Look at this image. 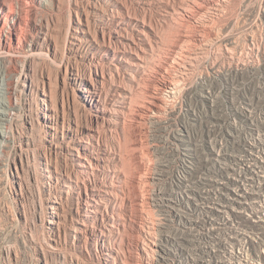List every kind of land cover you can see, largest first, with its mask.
<instances>
[{
	"label": "rangeland",
	"instance_id": "rangeland-1",
	"mask_svg": "<svg viewBox=\"0 0 264 264\" xmlns=\"http://www.w3.org/2000/svg\"><path fill=\"white\" fill-rule=\"evenodd\" d=\"M111 1L115 5V16L125 18L129 30H135L137 25L145 23L157 32L145 50L146 64L141 68L138 82H142L146 90H151L154 88V77L170 79L171 75L176 74L183 79L180 94L168 100L164 116L155 131L152 128L150 136L139 139L144 142V146L158 149L162 186L173 188L175 181L185 175L183 165L186 162L182 151L174 149V144L182 145L185 134L186 143L193 144V147L197 145L200 151L203 145H208L214 132L226 136L234 133L236 144L252 142V124L264 115V0H218L220 3L216 7L204 12V28L191 26L180 14L184 0H49L47 5L28 12L27 19L31 25L27 26L25 34H36L33 23L50 24V28L56 30L63 23L76 20V14H80L84 20L86 12L90 13L94 28L96 23L100 24L98 11L109 8ZM94 2L98 3V7H94ZM193 5L195 11L202 13ZM188 35L195 37L192 44L184 40ZM177 43L182 46L181 50L174 46ZM27 48L28 43H25L24 49ZM82 48L75 51L70 63L67 60L52 61L45 67L37 60L33 62L32 70L36 79L46 77L49 83L47 90L50 94L52 92L54 104L59 108L62 118L72 120L73 113L78 111L81 116L84 115L82 124L90 126L87 119L95 114V109L88 104L85 93L80 91V84L73 79L75 66L84 78L91 79L90 72L85 71L89 69V62L84 58L87 47ZM95 57L100 62L106 60L105 51L101 48ZM18 58H0L2 94L6 92L7 78H13L8 73L11 65L16 62L19 72L23 71V56ZM164 68H168V73ZM14 77L16 79V75ZM105 81L98 86L102 95V101L98 102L101 107L107 105L106 110L115 113L111 116L112 121L94 124L96 137H91L90 142L94 141L92 155L99 158L93 163V176L97 185L95 191H88L89 198L96 193L95 201L104 211L105 219L102 221L99 217L95 224L105 235L99 240L98 247L92 239L86 241L83 236L75 237L78 236L74 231L75 210L81 198L77 194L79 188L65 190L64 179L71 175L75 180L78 175L65 154L50 152L44 131L38 126L31 128L25 122L26 115H31L26 104L30 103V96L21 92V95L18 93V103L11 109L15 115L0 159V264H144L134 259L136 253L126 245L127 236L133 232L134 226L146 229L153 226L158 234L177 226L171 220L172 217H167L159 208H148V212L137 210V207L131 208L122 202L132 192L128 191L125 178L133 179L136 169L139 173L145 171L140 169L134 159L135 156H141L136 143L139 140L133 135L132 129L123 127V119L129 118V108L139 109L146 94L135 89L136 93L125 99L119 95L117 88L129 87V83L114 77L112 79L109 73ZM125 103L126 107L122 109ZM213 120H218L217 126L212 123ZM149 127L151 129V121ZM22 136L31 138L33 145L22 149ZM174 136L178 139L170 144ZM47 161L65 178H60L58 182L55 179L51 181L44 173ZM81 190L86 195L84 186ZM131 196L135 198L133 194ZM109 197H115L117 202H108ZM49 198L62 202L59 231H51L46 221L51 212ZM179 200V196H174L172 203L179 206ZM114 233L117 235L113 236ZM209 245L207 239L201 237L192 247L194 262L190 261L187 246L183 245L178 253H173L174 256L163 264H198L200 260L214 264L217 257V260L220 258L230 263L240 254L238 246L233 244L216 246L213 253L209 252ZM109 250L111 255L108 254ZM257 253L264 261V252L253 246L243 251L242 255L253 254L257 259Z\"/></svg>",
	"mask_w": 264,
	"mask_h": 264
},
{
	"label": "bare ground",
	"instance_id": "bare-ground-1",
	"mask_svg": "<svg viewBox=\"0 0 264 264\" xmlns=\"http://www.w3.org/2000/svg\"><path fill=\"white\" fill-rule=\"evenodd\" d=\"M48 1L0 0V58L17 59L23 56L24 63L22 72H19L16 62L9 68L8 73H11L13 78H7L6 96L5 93L2 94L3 87L0 86V159L3 156L6 138L9 136L10 123L15 115L11 109L18 103L20 98L18 93L24 92L30 96V103L26 104L31 111V115H26L25 122L31 128L40 127L44 131L46 145L50 152L65 154L72 163L76 176L78 175L76 178L80 176L81 178L74 180L70 174V177L65 176V178L63 173H58L48 161L44 173L51 181L55 179L58 182L60 178H65L67 191L72 187L79 188L77 194L81 198V203L75 210L74 231L78 233L75 237L83 236L86 241L92 239L98 247V242L105 233L100 232L95 223L99 217L103 221L105 216L103 209L95 201L96 193L88 197V191L90 189L95 191L94 187L97 185V180L93 176V163L95 159H99L92 155L91 147L94 141L90 142V139L95 135L94 124L100 121L103 123L112 121L111 116L115 113L106 110L107 105L100 106L98 101L102 99V95L101 91H98L99 84L106 82V74L109 73L112 79L114 77L129 83V87L127 85L117 88L119 95L125 99L133 96L136 93L135 89L146 94L144 103L138 106L139 109L129 108L127 111L129 118L123 119V127L132 129L133 135L139 140L144 136H150L153 132L152 128L155 131L156 125L158 126L161 117L164 116L168 100L180 94L183 79L176 74L171 75L170 79L163 76L154 77L152 78L154 88L151 90L150 88L146 90V86L143 87L142 82H138L141 77L138 75L142 74L141 68L146 64L145 50L151 45L157 32L145 23L137 25L135 30H129L126 19L115 16L113 1L109 8L98 11L101 17L100 24L96 23L97 26L94 28L90 13L86 12L84 20L80 14H76L78 17L75 18L76 20L71 19L69 23H61L60 29L56 30L50 28V24L33 23L36 34H25L27 26L31 25L27 19L28 12L47 5ZM193 3L202 13L194 10ZM219 3L218 0H184L183 11L180 14L191 26L204 28L206 24L202 20L204 12L216 7ZM94 7H98L97 2H94ZM192 39L195 37L188 35L184 40L192 44ZM25 43H28L26 50ZM174 46L182 49L178 43ZM82 47H87L84 58L89 62V69L85 71L90 72L91 79L84 78L82 73L77 72L76 66L73 79L80 84L82 88L80 91L85 93L86 101L91 108L95 109V114L88 116L87 119L90 126L82 124L84 115L81 116L78 111L73 113L72 120L62 118L59 108L54 104L52 92L50 94L47 90L46 86L49 83L44 73L43 79L40 80L35 78L32 70V64L37 60L41 61L42 66L45 67L52 61L67 60L70 63L69 60L75 51ZM101 48L105 51L106 60L100 62L96 60L95 54ZM164 71L168 73L169 70L164 68ZM126 104H123L122 109L126 107ZM250 108L253 107L250 106ZM245 120L249 119L245 118ZM149 121H151V129ZM217 122L218 120L212 121L216 126ZM252 125V142L236 144L234 133L226 136L214 132L212 137L210 136L208 145H203L201 151L197 145L193 147V144L186 143L188 142L186 134L182 137V145L173 143L174 139H178L174 136L170 144L175 145V150L182 151V157L186 163H183L185 175L175 181L173 188H166L161 184L160 163L157 161L158 149L151 148L149 145L144 146L142 140L136 142L141 150V156L139 155L138 158L135 156L134 159L140 165V169L145 171L139 173L136 169L133 179L125 178L124 182L128 191L132 192L124 197L122 202L127 203L131 208L137 207V210L143 211H148V208L152 210L159 208V211L166 213L167 217H172L171 220L177 226L163 234H158L153 226H149L148 229L143 226H134L133 232L126 235V245L130 251L136 253L133 256L135 260L143 261L144 264H163L174 256L173 253H178L181 246L186 245L190 261L194 262L192 247L196 245L198 239L204 237L210 244L207 247L210 253L215 252L216 246H222L224 243L236 245L240 249V254H237L232 262L228 263L220 258L217 260V257L215 259L217 264H258V262L263 264L264 261L258 253L257 259L253 254L245 257L242 255L243 251H248L251 246L264 252V115ZM32 145L31 138L21 137L22 149L24 146ZM111 157L116 158L112 155ZM69 161L67 162L70 166ZM199 165L200 169L197 168ZM81 184L87 191L86 195L81 190ZM131 194L135 196V200L132 199ZM174 196L180 197L179 206L172 203ZM108 202L116 203L117 199L109 197ZM48 204L51 209L46 218L49 229L59 231L62 222V211L60 213L62 202L49 198ZM116 235V233L113 234V236ZM111 253L109 250L108 254L111 255ZM212 256L214 258V255ZM198 264H206V262L200 260Z\"/></svg>",
	"mask_w": 264,
	"mask_h": 264
}]
</instances>
